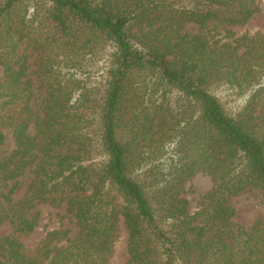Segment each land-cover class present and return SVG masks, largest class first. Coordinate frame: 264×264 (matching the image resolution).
<instances>
[{"label":"trees","instance_id":"16d2710c","mask_svg":"<svg viewBox=\"0 0 264 264\" xmlns=\"http://www.w3.org/2000/svg\"><path fill=\"white\" fill-rule=\"evenodd\" d=\"M22 1L0 0V144L5 130L14 139L0 181L38 162L23 198L4 208L0 192V224L27 234L37 223L30 208L66 200L79 233L58 247L66 232L50 231L42 257L2 235L0 264H109L120 213L111 190L127 202V264H264V224L233 230L226 205L250 186L264 192V120L255 115L264 101V32L214 45L181 32L190 21L246 23L258 0H48L33 13L35 28L18 11ZM25 38L47 57L42 116L24 63L17 66ZM102 53L97 81L76 75ZM241 96L237 110L227 106L225 97ZM196 171L213 188L193 216L179 192Z\"/></svg>","mask_w":264,"mask_h":264},{"label":"rangeland","instance_id":"374dc122","mask_svg":"<svg viewBox=\"0 0 264 264\" xmlns=\"http://www.w3.org/2000/svg\"><path fill=\"white\" fill-rule=\"evenodd\" d=\"M259 11L256 12L246 23H229L226 21L211 20L204 25L198 22H187L181 32L188 36L202 35L209 41L210 45L221 44L224 41L232 40L233 38L245 33H254L257 31L264 32V0H258ZM19 12L25 13L27 18H30L31 28H35L40 24V18H34L33 14L40 13L42 15L43 8L46 4H50L48 0H24L20 3ZM35 31H38L36 28ZM34 31V32H35ZM37 36V35H36ZM16 58H19V63L25 65L24 79L33 90V109L39 116L43 115V107L48 93V88L51 83L47 71L46 53L42 52V46L33 39L25 38L19 44V49ZM103 53L95 55L93 61L88 62L82 69L77 70L76 75L87 79L90 74L92 83L99 79L100 66L103 65ZM5 76V67L0 63V77ZM220 92L219 94H224ZM227 106L237 110L243 105L244 97H236L235 99L225 97ZM255 115L259 120H264V101L256 107ZM257 122V121H256ZM6 139L0 144V158L9 154L14 148V139L12 134L5 130ZM28 133L30 136L37 134V127L34 123L31 124ZM75 147V146H73ZM96 157L94 160H99ZM38 159H34L26 168L25 172L16 179L8 181H0V192L2 207L8 208L14 201L23 198L28 191L31 182L35 177V169ZM16 182V185H15ZM15 186V187H14ZM213 188L211 177L202 171H196L189 176L181 185L179 196L188 200V211L190 215H195L200 206L206 199L208 193ZM111 195L118 204L120 213L116 222L117 233L116 242L113 248L112 255L109 259V264H127L129 259L128 253V236L129 230L126 224V219L123 214L127 202L124 196L117 190H111ZM234 216L231 219L230 227L233 230L249 229L254 225L264 224V192L258 186H250L240 192H237L229 197L226 201ZM29 217L37 218V223L32 232L27 234L18 232L14 226L5 221L0 224V236L13 235L22 244L24 253L28 257H42L43 251L41 246L44 240L48 237V233L52 230H62L66 232V236L54 242L58 247H65L69 242L77 237L79 226L76 223L73 212L69 209V204L66 200L59 202L45 201L35 204L28 212ZM53 253H50L52 256ZM45 262L48 259H44Z\"/></svg>","mask_w":264,"mask_h":264}]
</instances>
